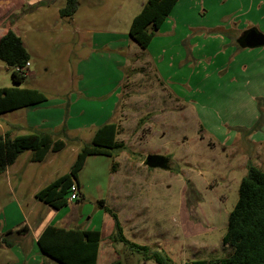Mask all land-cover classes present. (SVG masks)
Here are the masks:
<instances>
[{"label": "rangeland", "instance_id": "obj_1", "mask_svg": "<svg viewBox=\"0 0 264 264\" xmlns=\"http://www.w3.org/2000/svg\"><path fill=\"white\" fill-rule=\"evenodd\" d=\"M23 1H11L20 10L8 19L30 55L18 86L48 100L1 114L0 135L10 125L22 128L18 134L32 127L60 138L65 127L69 135L64 150L25 167V199L39 181L68 173L82 145L114 122L125 151L89 157L79 174L85 198L61 211L103 231L98 264H157L112 242L114 220L101 200L118 209L128 240L173 264L228 258L223 237L240 183L249 163L264 171V47L242 43L250 30L264 34V0H179L146 50L129 29L148 0H79L72 18L60 15L67 0ZM14 86L12 68L0 60V88ZM149 155L166 159L168 169L148 167ZM9 211L8 224L20 221ZM35 213L55 216L42 205ZM13 252L22 264L23 248Z\"/></svg>", "mask_w": 264, "mask_h": 264}, {"label": "trees", "instance_id": "obj_2", "mask_svg": "<svg viewBox=\"0 0 264 264\" xmlns=\"http://www.w3.org/2000/svg\"><path fill=\"white\" fill-rule=\"evenodd\" d=\"M178 1L148 0L132 20L130 38L141 49L146 50ZM78 6L79 0H67L66 6L60 9L61 17H74ZM16 18L17 13L14 12L11 22ZM0 60L12 68L16 85L0 88V115L39 106L48 100L46 94L38 89L18 86L27 77L30 66L25 71L17 69L30 63V55L22 38L12 30H8L0 39ZM29 130L28 133L18 134L16 132L20 131L19 126L10 125L6 133L0 135V176L25 152H30V162L41 163L50 153H59L66 147L63 137L68 138L69 135L65 127L59 135L60 138H56L52 131L33 128ZM119 131L118 124L114 122L100 126L91 142L82 145L70 171L39 190L35 195L36 200L56 210L67 207L70 188L74 183L78 185L79 174L89 157H118L125 151L126 147L117 139ZM99 204L114 220V231L110 235L112 242L125 245L131 253L145 261L173 264L164 253L128 240L117 214L105 206L103 200ZM101 241L102 233L98 229H65L49 225L41 234L38 244L44 254L60 264H97ZM223 243L233 250L228 258L210 262L193 261L191 264H264V171L252 163L248 164V174L240 183L239 199L229 214Z\"/></svg>", "mask_w": 264, "mask_h": 264}, {"label": "crops", "instance_id": "obj_3", "mask_svg": "<svg viewBox=\"0 0 264 264\" xmlns=\"http://www.w3.org/2000/svg\"><path fill=\"white\" fill-rule=\"evenodd\" d=\"M12 0H0V39L1 37L8 31L12 30L16 33L14 26H12L11 22L8 20L10 16L12 15V11L16 12V9L18 5L11 6ZM22 4H25L27 1L20 0ZM6 25V27H4ZM20 130H22L21 127H19ZM30 127H28L29 129ZM32 128V127H31ZM30 128V129H31ZM29 132V131H28ZM27 132V133H28ZM6 133V132H5ZM57 154V153H54ZM49 157V156H48ZM46 158V160L48 159ZM30 154L26 159V162L22 167H17L18 160L11 166H9L5 172L0 178L4 179L3 187L6 189L3 190L2 193V201L0 202V264H18V256L13 252L17 248H23L25 251V258L22 260V264H52L50 261H54L50 256L44 254L38 244V240L45 230V228L49 225H53V222L56 221V225L61 228L65 229H85V230H96L95 227H88L86 225H83L82 218L76 219L72 215L68 216L67 213L64 215H61L63 209L56 210L49 205H46L42 202H39L36 200L35 195L36 193L41 190L45 185L51 183V182H45V181H39L40 183L30 192V194L25 199L23 190L25 185L29 182L26 181L25 178L30 177L29 174H27V169H25L26 166L32 164V162L29 161ZM45 160V161H46ZM45 161L41 162L44 163ZM117 171V170H115ZM117 172L112 173V178H114V174H117ZM27 174V177H26ZM113 182V181H112ZM77 183L80 187V201L85 198V196L82 194V188L83 186L80 183L79 177L77 180ZM127 188L124 190V194L127 193ZM138 189L141 188V185H138ZM134 189V187L132 188ZM130 190V188H128ZM5 193L8 195V198H5ZM10 199V202L13 200V203H10L6 208L4 207L7 202V200ZM15 202H17L15 204ZM27 203V204H26ZM73 203V202H72ZM72 203L68 204V207L70 208ZM42 205L43 207L50 209V211H53L55 213V216L52 218H44L41 216V214L35 213L36 207H39ZM105 206L109 207L106 202ZM14 208L18 213L21 215V219L18 222H13L11 220V224H8L9 215H10V209ZM112 209L111 207H109ZM102 209V208H101ZM118 216L119 222L122 225L121 221V215L118 213V209H112ZM104 215H107L108 213L104 211ZM61 215V216H60ZM109 215V214H108ZM110 216V215H109ZM111 217V216H110ZM81 219V220H80ZM70 220V221H69ZM90 220V219H89ZM73 221H76L75 223ZM80 221V222H78ZM114 222V221H113ZM65 223L64 225H61ZM113 230H114V224H113ZM103 237V231L100 230ZM112 233V232H111ZM109 234V236L111 235ZM103 239V238H102ZM35 247L38 249V256H32L30 254ZM101 249L102 246L100 245L99 249V255H98V261L99 263L100 255H101ZM34 255H37L35 250L33 252ZM26 255H29L28 258H26ZM48 259L46 261L43 260ZM31 259V263L30 260ZM33 260V261H32ZM56 261V260H55ZM60 264L58 261L54 262V264Z\"/></svg>", "mask_w": 264, "mask_h": 264}, {"label": "water", "instance_id": "obj_4", "mask_svg": "<svg viewBox=\"0 0 264 264\" xmlns=\"http://www.w3.org/2000/svg\"><path fill=\"white\" fill-rule=\"evenodd\" d=\"M242 43L244 47L250 49L264 47V34L257 30H250L244 35ZM145 164L150 168L168 169V161L158 156H147Z\"/></svg>", "mask_w": 264, "mask_h": 264}, {"label": "built area", "instance_id": "obj_5", "mask_svg": "<svg viewBox=\"0 0 264 264\" xmlns=\"http://www.w3.org/2000/svg\"><path fill=\"white\" fill-rule=\"evenodd\" d=\"M30 66V63H27L26 66L22 69H17L18 71H25L28 67ZM80 199V187L74 183L71 188H70V192H69V198L68 201L69 203L78 201Z\"/></svg>", "mask_w": 264, "mask_h": 264}]
</instances>
